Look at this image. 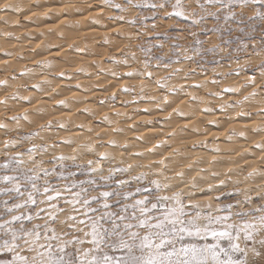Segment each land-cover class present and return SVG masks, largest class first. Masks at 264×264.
<instances>
[{"label": "snow or ice", "instance_id": "1", "mask_svg": "<svg viewBox=\"0 0 264 264\" xmlns=\"http://www.w3.org/2000/svg\"><path fill=\"white\" fill-rule=\"evenodd\" d=\"M95 8L101 13L104 9L111 10L114 14L107 19L126 22L136 29V38L142 41L136 46L137 51L122 53L123 59L110 58L115 65L129 66V61L143 64V70L133 69L125 73L110 70V75L117 79H141L140 99H144L143 94L150 84L179 97L185 93L184 87H170L167 83L183 71L172 68L174 64L182 60L198 62L196 57L203 59L211 55L215 58L225 53L229 60L237 64L234 70L236 76L249 69L254 74L240 88L224 89L225 93L233 95L240 94L247 87H251L252 91L242 100L221 105L220 110L235 108L264 94V0H100ZM141 9L152 13L154 22L151 28L145 24L149 16L139 11ZM92 10L93 3L89 0H85V7L76 8L81 16L89 13L90 25H99L101 20L91 15ZM0 11L18 13L21 9L4 3L0 4ZM131 12H136V15H126ZM157 16L161 20L173 21L169 28H179V32L175 36L167 29L157 32ZM181 20L188 23L181 26ZM257 21L261 37L258 42L251 37L256 31ZM103 27L107 28V25ZM233 32L240 34L236 37L240 43L235 48L230 38ZM148 33L163 36L164 39L155 43L145 39ZM224 33H228L229 38H225ZM242 36L250 37L252 42H244ZM213 37L220 43H213ZM131 38L128 37L129 40ZM181 39L186 43H179ZM169 41L174 42L165 53L163 49ZM103 42L108 44L109 38L106 36ZM74 50L82 51L80 48ZM137 52L142 54V60ZM189 52L192 54L189 55ZM41 67L50 68L51 64ZM155 70L164 71L166 75L157 78ZM255 73L259 74V84ZM59 75L63 77L65 74L61 72ZM6 84V80H0V85ZM33 87L40 88L39 85ZM121 91L127 94L136 90L123 86ZM116 98V93L110 97L111 100ZM11 99L30 102L29 97L17 95ZM148 99L155 100V97ZM191 99L194 101L196 97ZM7 102V99H0V104L7 105ZM164 103H169L167 95ZM157 107L160 111L164 110L159 105ZM172 111L177 116H185L179 108ZM204 111L212 112L213 109L206 108ZM171 115L169 113V117ZM237 115L253 119L264 117V107L255 113L242 111ZM10 119L18 123L21 116L14 115ZM23 119L27 120V115H23ZM103 119L110 123L107 116ZM47 127H52L51 121ZM59 127L64 128L65 125L61 123ZM79 127L83 129L84 125ZM0 129L7 132L8 125L0 123ZM252 131L255 134L264 133V126H257ZM34 136L38 137L39 132L30 133L22 139L31 140ZM235 136L248 139L244 131L237 133L232 129L227 140L231 142ZM63 143L72 146L75 141L68 139ZM108 143L125 150L128 148L127 144L118 145L114 140ZM164 143L157 142L154 148L159 149ZM207 144L206 140L196 141L191 147L206 148ZM19 145L17 140L3 141V160L0 162V264H264V167L251 168L243 179L239 178L243 168L240 173H235L231 167L225 172L199 168V173L207 175L198 173L186 181V174L195 171V161L186 166V173L170 169L168 156H161L148 164L140 163L135 158H143V152L130 153L133 157L131 163L125 165L121 160L119 165L113 166L115 157L107 152H97L91 143L82 144L80 148L98 159L81 163L77 162L79 154L48 156L50 148L58 147L55 143H32L25 151L12 152ZM254 147L264 153V142H256ZM72 150L77 152L75 147ZM212 151L219 153L220 149ZM148 152L156 154L154 149H148ZM260 160L264 163V155ZM102 161L109 165L107 174ZM210 163L224 162L214 156ZM46 164H51V167H46ZM142 168L148 171L133 174L136 169ZM165 171H174L177 185L167 182L170 179L168 176L164 177V183L150 177V173L163 175ZM209 179L214 183L208 182ZM201 181L206 182L205 187L201 186ZM242 183L249 186L242 189L239 187ZM180 185L190 190L185 192ZM197 194L204 198L203 202L197 199ZM221 197L227 199L222 200Z\"/></svg>", "mask_w": 264, "mask_h": 264}, {"label": "rangeland", "instance_id": "2", "mask_svg": "<svg viewBox=\"0 0 264 264\" xmlns=\"http://www.w3.org/2000/svg\"><path fill=\"white\" fill-rule=\"evenodd\" d=\"M7 1L8 0H0V4H4ZM17 1L19 2V4H17L16 6H18L21 9L20 12L13 14V12L11 13L10 11H9V13L3 11L2 14H7L8 19H9V17H11L9 19L10 21L4 20V18L7 17L6 15L3 16V19H2V17H0V60L2 58H8V60H10V63H11V65H8L10 67H8L7 65L6 66H0V80H6L8 82L7 84L9 85V86L7 84H6L7 86L6 85H0V99H7V101H8L7 105L0 104V123H5L7 125L9 124L7 132L4 129H0V162H2V160H3V151H4L3 141L5 139H12V140L20 141L19 147L12 149V152L25 151L28 147L31 146L32 143H37V144L47 143L49 145L55 143L58 145L57 148H62L64 150L61 151L60 153L56 152V154H55V151H54L55 148L54 149L50 148L48 156H51L53 154L58 156V155L62 154V152L66 156L79 154L80 158L77 161L78 163L86 162L88 159H94V160L98 159V157L95 156L94 154L82 152V150L80 148V145H82L84 143L85 144L91 143L89 138H92L93 136L104 141L106 143V146L109 145L108 141L114 140L117 142L118 145H125L128 143L127 145H130V146L134 145V147H137L138 145L143 146L144 145L143 143H145L146 139H147V143H148L149 138L156 139L157 135H160V134H157L158 133L157 132L156 133L157 135L155 134L156 136H153V134H152L153 138L151 136H147L149 138H146L145 140H144L143 136H138L140 139H138V137H137L136 140H134V142L136 143V146H135L133 141H128V142L125 141L126 139H128L127 136L131 135V133L139 132V131H137V129L138 130L141 129L140 131H145V130H149V129H163L164 128L166 130V128L169 126L168 127L169 129L167 128L168 129L167 132L164 131V132H166L165 136H164V134H162L163 131L160 132L164 137L162 135H161V137L160 136L157 137V140H159V141L162 140L161 142L164 143L165 141L167 142V140H169V138L172 140L171 136H173V133L176 132L178 134L180 132V129H181V128H179V125H178L180 123L174 122L178 117H180V116H177L175 113H173L172 110L174 108H179V110L183 111L185 113V116H188V117L191 116V112H192L191 110H195V109L200 110L201 109V112H200L201 117L199 116V120L201 119V121H199L198 117H196V115H195L199 112L194 113V114L192 113V117H189V119H190V122H191V119H192V121L194 120L192 123L196 122L197 120L199 121V124L197 123L198 121L196 123L199 125L200 129H202V131H201L203 134V136L201 134L202 138L199 137L200 139H195V140L192 139V137H191V135L193 133L192 130L195 132H197V131L194 129H191L192 128V126H191V127H189L190 129L189 128L187 129V130H189L190 136H186V139H184V140H187L189 142L185 143L184 140H181V142H180L181 144H179V142L177 143L178 144L177 149L180 150V152H178V153H180V154L178 155L177 153L171 152V149L167 150V151H169L168 154L171 157H173L172 160H174L173 163L175 166V169L172 167H169V168L173 169L175 171H177L178 169H179L178 171H182L183 170V169H181V168H183L182 166L185 164L188 165V160L193 156V154H196L199 152L202 153L203 151L204 152H209V151L213 152L211 150V148L214 149V148H219V147H221V148H219L220 152L229 151L232 144H229V142L227 140L228 132L231 131L232 129H235L237 131V133H239V130L236 126L237 125L236 123H239L242 119H243L242 121L248 120L251 122L253 120H255L256 125H254V127L250 128L251 132H253L252 129L256 128L257 125L263 126L260 123V121H258L256 123V121L258 120V119H256V117H255V119L248 118V117H239L237 114L242 112V111H248V112L254 113L261 106L264 107V94H261L260 96H258L256 98V100H253L251 102H244L235 108H227L226 111L220 110L221 105H228V104H232L236 100H242L244 95H246L252 91L251 87H247V88H243L241 90L240 94L233 95V94L225 93L224 89H226V88H240L241 85H244L246 83L247 78L254 74L253 71L251 69H249V70H247L246 73L242 72L241 75L236 76L234 74V70L237 69V64L234 62V60H229L226 56V53L222 54L221 56H216L215 58H213L211 55L206 56L203 59H201V57H196V60L198 62H191V61H183L182 60L181 63L174 64L172 66V68L183 69V71H181L178 74H176L175 76H173L171 79H169L167 81V83L170 87H172V86L179 87L181 85L184 87L185 93H181L179 95V97L172 95V94H169L166 91L159 90L154 84H150L149 87L146 89L145 93L143 94L144 99H140V85L142 83L141 79H130L127 77L117 79V78H114L110 75V70H115V71L120 72V73L132 71L133 69L143 70V64L129 61V66H124L123 64L115 65V64H113V62L110 58L115 57L117 59H123L122 53L130 52V51H137L136 46L138 44L142 43V41L136 38V35H135L136 29L130 27L126 22H123V21L117 22L114 20L107 19V17L109 15L114 14L111 10L104 9L103 13H101V11H99L100 9L95 8L96 3L97 4L100 3V0H89V2H91V3L95 2L93 4V10L91 11V15L96 16V17L100 18V20H101V23L99 25H96V27H99V30L101 29L99 31L101 33L98 32L95 34L92 32H90V33L88 32V30L91 29L88 27L95 26V25H90V20L88 19V16H89L88 12H85L83 14V16H79V20H78L79 23H77V21H75V22L71 21L70 22V20H65V18H67V16H69V14L71 16L72 11L74 12L72 14H75V13L79 14L76 12V8L77 7H85V0H48L47 2L45 1L46 3H44V2L40 3L41 5L43 4L42 5L43 7L38 3H33L32 1H34V0H17ZM50 1H52V2H50ZM31 2L33 3V5H31L32 4ZM38 5H40V6H38ZM56 5H58V6H56ZM48 8H49V10H47L48 11V13H47L46 9H48ZM39 9H41V10H39ZM42 9H44L47 14L43 13L44 11H42ZM51 9H52V11H51ZM73 9H75V10H73ZM34 10L38 12V13L36 12L37 16L40 17L41 19H39L37 16H35V17L33 16V15H35ZM95 10L99 11L98 13H96L97 15L95 14ZM49 11H51V12H49ZM139 11H141L144 15L149 16V19L145 21V24L147 25V28H151V25L154 22V20L152 18V13L147 9H141ZM40 12L43 15H47V17L45 16V18H44V16L41 15ZM0 13H1V11H0ZM23 13H25V15ZM32 13H33V15H32ZM93 13H94V15H93ZM10 14H12V15H10ZM126 15L134 16V15H136V12H131V13H128ZM24 18H25V20H24ZM63 18H64V21L60 20ZM62 21L65 23H61ZM155 22L158 24V27L156 29L157 32H161V31H164L165 29H167L169 31V33L172 34L173 36H175L179 32V28H169V25L172 24L173 21H170L168 19L161 20L157 16L155 18ZM185 23H188V22L183 21V20L180 21L181 26ZM103 25H107V28L103 27ZM233 27H235V25H233ZM29 28H30V30H29ZM259 28H260V24L257 21L256 22V31L251 34V37L254 38V40L256 42H258L261 39V37L259 35ZM32 29H34L33 31H35V32H33ZM48 29H50V32H48L49 31ZM67 31H70V33H68V35L65 34V32H67ZM144 31L147 32V29H145ZM102 32L104 35L102 34ZM105 33H107V34H105ZM115 33H120V35H116ZM8 34H11V35H8ZM108 34H110V35H108ZM180 34L183 35V33H180ZM62 35H64V36L61 39ZM239 35L240 34L236 33V32H233L231 34L230 38L233 41V43H232L233 48H235L236 45L238 43H240V41L236 39V37ZM106 36L109 38V41H110L108 44H105L103 42L104 38ZM129 36L132 37L131 40L128 39ZM224 36H225V38H229L228 33H224ZM145 39H151V40H153V42L159 43L164 39V37L163 36L156 37L152 33H148L147 36L145 37ZM241 39L244 42H248V43L252 42V39H250V37H248V36H242ZM212 40H213V43H220V41L216 37H213ZM26 42H28V46L26 48H23V45L26 44ZM29 42H31V43H29ZM173 42L174 41H169V42L165 43V48L163 49V51L165 53H167L169 51L170 44ZM178 42L181 44L186 43V41L183 39L179 40ZM129 45H130V47H129ZM51 47H52V49H51ZM224 47L227 48V45H225ZM75 48H80V49H82V51H79V52L75 51L74 50ZM58 51H60V52H58ZM51 53H54L53 56L54 55L57 56V57H55L56 59L54 57H51V55H50ZM188 54L191 55L192 53L189 52ZM48 55H50V56H48ZM22 56L26 61L25 63H24V59L21 60ZM137 56L140 60L143 59L142 54H140L139 52H137ZM19 60L22 62H20ZM13 61L17 62L16 65H18V66H15V64H14L15 62L12 63ZM19 62H20V64H19ZM23 63L25 65H22ZM240 63L243 64L244 60L241 59ZM43 64H51V67L50 68L41 67V65H43ZM20 66H22V67H20ZM84 66H86V67H84ZM23 70H25L26 72ZM35 71H37V72H35ZM168 71H171V69H169ZM32 72H35V73H32ZM61 72H63L65 74L63 77L59 75ZM98 74H99V76H103V78L105 77L104 79H109V80L111 79L112 81L111 80L110 81L112 82V84H110L109 87H106L103 89L104 84L95 83L94 79L97 78ZM255 74L258 77L257 82L259 84V82H260L259 81V74L258 73H255ZM35 75H36V77H34ZM154 75L158 78L160 76L166 75V73L164 71H161V70H155ZM186 76H187V78H185ZM42 77H44V78H42ZM79 77L82 79L79 80L80 79ZM44 79H45V81L46 80L48 81V82H45V81L44 82L46 84H49L50 86L48 85V86H46V88L44 87L45 86V84H43ZM40 80H42V82ZM213 81H215V82H213ZM81 83H83V84H81ZM13 84H14V86H13ZM33 85H39L40 86L39 90L40 89H41V91L45 90V91H47V93L48 92L49 93L57 92L59 94V92H60L59 96L57 94H52V96H50L51 98L49 97L50 99L43 101L44 104H47L45 102H48L49 106L41 104V101H39V103L41 104V109L43 111L47 109V110H50L51 112L50 111H48V112L47 111H44V112L40 111L41 109H38L40 106H38L36 108V106H37L36 103L38 104V102H36L35 98H34L35 99L34 100L33 98L30 97L32 100H34V101H32L30 99L31 108L28 106L29 100H26L27 102L25 100H20V99H16V100L12 99L11 100V97L13 95H17L19 97H27V96H25L26 95L25 92H27L28 89L29 90H35ZM77 85H79V87H77ZM196 85H201V87H196ZM123 86L134 87L136 91L133 93L125 94L121 91V88ZM96 87H99L102 89H100V91L95 90ZM92 88H94V89H92ZM54 89L57 91H55ZM257 91L259 92L260 89L257 88ZM92 93H93V96H90V95H92ZM113 93H116V95H117V98L115 100L110 99V97ZM216 93H219V95H215ZM64 95L66 96L67 99L65 98ZM77 95H79V96H77ZM165 95H167L169 97V103L170 104L169 103L168 104L170 105V107L168 105H165V103H164ZM192 96H195L196 100L193 101L191 99ZM230 96L233 98H230ZM54 97L55 98L57 97V100L53 102L52 98H54ZM148 97H155L156 99L151 100V99H148ZM231 99H233V101H231ZM50 100H51L52 105L49 102ZM59 101H63L65 104L64 103L60 104V103H58ZM101 101H104V103L101 104ZM259 101H260L261 105H259ZM125 102H128V103H125ZM12 103L13 104L15 103V104L13 105ZM26 103H28V104L26 105ZM53 103H56V105L57 104H60V105L55 106V105H53ZM80 103H82V105L84 104V107L86 109L83 108V106L81 109V106H79ZM181 103H183L184 105L189 104V106L191 105V107L195 108V109H191V107L183 108L182 107L183 104H181ZM256 103H258V105ZM21 105H22V107H21ZM23 105H25L27 109L25 108V106H24V108H25L24 109ZM43 105L45 107L42 108ZM157 105H159L161 108H163L164 112H162V111L160 112ZM64 106H66V107H64ZM88 106H91L90 108H88L89 110L87 109ZM165 106H167V107H165ZM180 106H181V108H180ZM256 106H258V107H256ZM113 107L120 108L121 112H119V113H121V115L117 116L116 111H115L116 113L109 111V108L113 109ZM63 108H65V110L67 112L69 111L70 115L68 118L63 119L62 117H60V115H62V113H63L62 112ZM67 108L69 110H67ZM91 108H92V110L93 109H95V110L92 111ZM206 108L213 109L212 112L215 113L216 115H221L220 118H216V119L213 118L211 120L210 114L205 116V114L208 113V112L204 111V109H206ZM256 108H258V109H256ZM53 109H55L57 114L55 113V111H52ZM58 109H61V110H58ZM144 109H149L150 111L145 112V111H143ZM186 109L189 110L190 112L188 111L189 112L188 113ZM78 110H80V111H78ZM77 111L80 113H78ZM52 112H54V113H52ZM76 112L78 114H76ZM108 112L113 113L108 118L109 121H111L110 123L107 121H104V119H103L108 114ZM155 112H159L162 114L164 113L163 117L167 118L168 121L158 120L155 118L153 119L152 118L153 115L151 116V114H153ZM88 113H90V114H88ZM169 113L172 114L171 117H169V115H168ZM165 114H167V115H165ZM186 114H188V115H186ZM14 115H20L21 116V119L19 120L18 123L15 121H12L10 119V117H12ZM23 115H27L28 119L27 120L23 119ZM74 115H77V116H74ZM30 116H31V118H30ZM79 116L82 119H79L80 118ZM110 117L111 118L114 117V118H112L110 120ZM130 117H132V118H130ZM202 117H204V118H202ZM221 118H224V119H221ZM72 119H74V120H72ZM120 120H122V121H120ZM29 121H31V123H29ZM49 121L52 122L51 128L47 127ZM127 121L129 123H127ZM148 121H151V123H148ZM210 121H214L215 123H209ZM125 122L127 125L122 124ZM162 122H163V124L164 123L165 124L161 125ZM167 122H170L171 124L169 123L170 125L169 124L167 125ZM61 123H63L65 125L64 128L59 127V125ZM111 123H112V126H111ZM176 123H178V124H176ZM116 124L118 126L119 125L120 126L118 127ZM159 124L161 126H159ZM175 124L178 125V127ZM215 124H216V127H215ZM217 124L219 125V127H217ZM233 124H235V125H233ZM42 125L44 126L43 128H41ZM79 125H84V128L81 129L79 127ZM105 125H108V127L111 128L112 131H114V130L116 131L117 129L124 130V127L126 125L125 130L127 129L126 130L127 132L124 130V131H116L117 133H115V131H114V132H111L110 134L108 133L105 135L101 134V133L99 134V128L98 127L99 126L103 127ZM122 125H124V126H122ZM162 126H163V128H160ZM164 126H167V127H164ZM193 127H195V125ZM196 127H197V125H196ZM88 128H91L92 131L87 132ZM128 128L131 130H129ZM133 128L136 129V131ZM61 129H63V130H61ZM70 129L71 130L72 129H78V130H82V132L84 131V133H86L88 135V137H87L88 140L85 139L84 140L85 142H83V140H78V138H76V136L72 137V138L70 135H69L70 137L67 136L66 132L69 131ZM132 129L134 130V132ZM216 129H218V130H216ZM33 132H39V136L38 137L34 136L31 140H23L22 139L23 137L28 136L30 133H33ZM129 132H131V133L129 134ZM215 132H216V134H215ZM63 133H65V134H63ZM187 133H188V131H187ZM167 134H171V136H166ZM100 135L101 136L104 135V136L101 137ZM117 135L119 137H117ZM208 135L211 137H209ZM90 136H92V137H90ZM41 137H43V140H41ZM214 137H217L218 139L214 140L213 139ZM236 137L237 136L233 137L231 141L234 142L236 140ZM73 138H76L77 140L73 139ZM187 138L188 139L191 138V139L188 140ZM68 139L75 141V144H73L72 146H68L66 144H63V141L68 140ZM205 140L208 141L206 148L197 147L196 149H193L191 147L192 144L194 143V141L196 142V141H205ZM131 142H133V143L131 144ZM175 142H177V141H175ZM91 144H94V143H91ZM165 144H167V143H165ZM169 145L171 146V143L170 144L168 143V146ZM218 145H220V146H218ZM227 146H228V148H227ZM74 147L77 149L76 153H74L72 150ZM112 147L113 146L109 145L110 149ZM132 147L128 146V148H127L128 150H125L123 147H115L116 150L114 149V147L112 148L113 150L109 149L107 152L109 154H111L113 152V154H111L112 157L117 156V157H115V162H114L113 166L119 165L121 160H123L125 162V165L127 163L133 162V160H131L133 157L130 155V153H135L136 148H132ZM95 148H96L97 152H102V150L100 151L97 147H95ZM231 148H233V147H231ZM244 148H246V150L248 151V153L247 152H245L246 154L244 153L245 154L244 158L250 157L248 154H250V155L252 154L253 148H247V146H245ZM121 150H122L123 154L122 153L119 154V152ZM143 150H144V148H143ZM115 151H116V153H115ZM230 151H232V153H235L232 156H238L241 154V152L239 153V151H237L235 149L230 150ZM142 152H146V151L144 150ZM253 153H256V152L253 151ZM201 155L202 154H200L199 156L202 159V163H204V162H205V164L208 163L206 166L210 167L209 159L202 158ZM247 155H248V157H246ZM184 156H186L187 158ZM251 156H253L254 159L256 157H258L257 155L255 156L253 154ZM178 157H179V159L177 160ZM24 158H25V160H27L26 155ZM47 158L48 157L46 156L45 159H47ZM253 158L250 157L249 159L251 160ZM203 160H204V162H203ZM139 162L143 163L140 160H139ZM182 162L184 164H182ZM101 163H102L103 167L105 168V174H107V168L109 167V165L107 164V162L102 161ZM224 163H225V165L227 164L225 171L229 167L232 166L233 168L232 167L231 168L234 169V171L236 173H240V169L243 168L244 171H243V173L240 174V177H239L240 179H243V175H246L247 172L251 170V168L249 169V167H247L246 165H244L246 167H238L239 166L238 164H241L240 162L231 164V163H233L232 161L231 162L225 161ZM253 163H255V162H253ZM143 164H147V163H143ZM187 165H185L184 167H186ZM45 166L51 167V164H46ZM206 166H204V167L206 168ZM198 167L202 168L201 166H194V169H196V168L199 169ZM210 168H208V169L210 170ZM211 170H214V168ZM215 170L224 172V170H221L220 168H217ZM140 171H148V169L147 168L136 169V173H133V174H137ZM202 174H204V173H202ZM204 175H207V174H204ZM78 176H79V173H78ZM165 176H168L170 178L169 181H167V182H169L173 185L178 184V181H176L177 179L173 180L175 178L174 171H165L163 175H158V176L150 173L151 178L159 179V180H161L162 183L165 182V180H164ZM188 177H190V176L186 175L185 180H188L189 179ZM209 180H208V182H209ZM200 183H201L202 187L206 186V182L201 181ZM204 183H205V185H204ZM244 184L245 183H242L241 185H239V187L243 189V188H246L249 186L247 184V186L243 187ZM231 187H232V185L229 184V188H231ZM188 190H190V189L188 188L187 191ZM187 191H185V192H187ZM93 194H95V193H93ZM166 194H170V193H166ZM213 195H215V193H213ZM197 199L201 200V202H203V200H204V198L199 196V194H197ZM221 199L226 200L227 197H221Z\"/></svg>", "mask_w": 264, "mask_h": 264}, {"label": "bare ground", "instance_id": "3", "mask_svg": "<svg viewBox=\"0 0 264 264\" xmlns=\"http://www.w3.org/2000/svg\"><path fill=\"white\" fill-rule=\"evenodd\" d=\"M36 1V2H35ZM48 1V0H34V1H32L33 3H38V4H40V3H46V2ZM31 2V3H32ZM50 2H52V1H50ZM54 2V1H53ZM73 2V1H72ZM75 2V1H74ZM6 3H10V4H12V5H17V4H19V2L17 1V0H8ZM33 3L31 4V5H33ZM49 3V2H48ZM95 3V2H94ZM93 3V4H94ZM97 4V3H96ZM41 5V4H40ZM40 5H38V6H40ZM43 5V4H42ZM41 5V6H42ZM37 6V7H38ZM56 6H58V5H56ZM43 7V6H42ZM46 7V6H45ZM63 7V6H62ZM22 8V7H21ZM64 8V7H63ZM58 9V8H57ZM56 9V10H57ZM39 10H41V9H39ZM47 10H49V8L48 9H46V11ZM55 10V11H56ZM66 10V9H65ZM70 10V9H69ZM68 10V11H69ZM73 10H75V9H73ZM33 11V10H32ZM42 11H44L43 13H45V14H47L48 13V11H47V13H46V11L44 10V9H42ZM51 11H52V9H51ZM51 11H49V12H51ZM100 11V10H99ZM99 11H96L95 10V14L96 13H98ZM8 13H9V11H7ZM34 14L35 15H33V13H32V15L35 17V16H37V11H35L34 10ZM37 12V13H36ZM70 12V11H69ZM68 12V13H69ZM3 13V11H1V13H0V17H2V19H3V16H7V14H2ZM12 13V12H11ZM72 13H74L73 11H72ZM71 13V16H70V14H69V16H67V18H65V20H70V22L71 21H73V22H75V21H78L79 20V16H81L80 14H72ZM13 14H15L14 12H13ZM24 15H25V13H23ZM31 14V13H30ZM40 14H41V12H40ZM64 14V13H63ZM10 15H12V14H10ZM39 15V14H38ZM41 15H43V14H41ZM67 15V14H66ZM93 15H94V13H93ZM97 15V14H96ZM15 16V15H14ZM31 16V15H30ZM32 16V17H33ZM44 16V18H45V16L47 17V15H43ZM42 16V17H43ZM13 17V16H12ZM38 17V16H37ZM11 17H9V19H10ZM39 19H41L40 17H38ZM81 18V17H80ZM8 19V16L6 17V18H4V20H8V21H10ZM38 19V20H39ZM43 19V18H42ZM82 19V18H81ZM24 20H25V18H24ZM60 20H63L64 21V18L63 19H60ZM36 21V20H35ZM61 22V23H65V22ZM39 22V21H38ZM44 22V21H43ZM60 22V21H59ZM58 22V23H59ZM67 22V21H66ZM81 22V21H80ZM36 23V22H35ZM34 23V24H35ZM10 24V23H9ZM13 24V23H12ZM61 25V24H60ZM47 26V25H46ZM49 26V25H48ZM59 27V26H58ZM37 28V27H36ZM53 28V27H52ZM87 28V27H86ZM88 28H91V29H89L88 30V32L90 33V32H92V33H98L100 30H99V27H96V25L95 26H90V27H88ZM29 30H30V28H29ZM34 29H32V31H33ZM49 31L48 32H50V29H48ZM81 30V29H80ZM38 31V30H37ZM46 31V30H45ZM103 31V30H102ZM33 32H35V31H33ZM82 32V31H81ZM104 32V31H103ZM103 32H102V34H103ZM106 32V31H105ZM68 33H70V31H67V32H65V34H67L68 35ZM99 33H101V32H99ZM49 34V33H48ZM58 34V33H57ZM56 34V35H57ZM64 34V35H65ZM105 34H107V33H105ZM64 35H62L61 36V39H62V37L64 36ZM104 35V34H103ZM108 35H110V34H108ZM58 36V35H57ZM43 37V36H42ZM67 37V36H66ZM56 38V37H55ZM18 41V40H17ZM46 42V41H45ZM49 42V41H48ZM47 42V43H48ZM61 42V41H60ZM29 43H31V42H29ZM2 44V43H1ZM38 45V44H37ZM63 45V44H62ZM8 46V45H7ZM28 46V42H26V44H24L23 45V48H26ZM57 48V47H56ZM51 49H52V47H51ZM8 50V49H7ZM26 50V49H25ZM66 51V50H65ZM24 52V51H23ZM58 52H60V51H58ZM22 53V52H21ZM53 54L54 53H51L50 55H51V57H57V56H53ZM56 54V53H55ZM61 54V53H60ZM47 55V54H46ZM50 55H48V56H50ZM62 55V54H61ZM67 55V54H66ZM6 56V55H5ZM4 56V57H5ZM68 56V55H67ZM7 57V56H6ZM2 58V57H1ZM20 58V57H19ZM22 59L21 60H23L24 58H23V56L21 57ZM88 58V57H87ZM56 59V58H55ZM89 59V58H88ZM76 60V59H75ZM82 60V59H81ZM16 61V60H15ZM15 61H13L12 63H14ZM20 61V60H19ZM20 62H22V61H20ZM20 62H19V64H20ZM26 61H25V59H24V63H25ZM22 64V65H25V64ZM55 63V62H54ZM65 63V62H64ZM89 63V62H88ZM15 64V66H18V65H16L17 64V62H15L14 63ZM27 64V63H26ZM8 66V65H11V63H10V60H8V58H2L1 60H0V66ZM53 65V64H52ZM8 67H10V66H8ZM20 67H22V66H20ZM56 67V66H55ZM84 67H86V66H84ZM107 68V67H106ZM24 69V68H23ZM27 69V68H26ZM25 69V70H26ZM9 70V69H8ZM25 70H23V71H25ZM31 70V69H30ZM12 71V70H11ZM38 71V70H37ZM37 71H35V72H37ZM26 72V71H25ZM30 72V71H29ZM35 72H32V73H35ZM24 73V72H23ZM38 74V73H37ZM31 76V75H30ZM34 77H36V75L34 76ZM67 77V76H66ZM83 77V76H82ZM42 78H44V77H42ZM80 78V77H79ZM105 78V77H104ZM103 78V76H99V74L97 75V78L96 79H94L95 80V83H102V84H104V87H103V89L104 88H106V87H109L110 86V84H112V80L110 81L109 79H104ZM24 79V78H23ZM76 79V78H75ZM78 79V78H77ZM82 78H80L79 80H81ZM36 80V79H35ZM84 80V79H83ZM87 80V79H86ZM92 80V79H91ZM93 80V81H94ZM242 80V79H241ZM41 82H42V80H40ZM45 81V79L43 80V82ZM45 82H48L47 80L45 81ZM43 83V84H45V88H46V86H48L49 84H46V83ZM50 82V81H49ZM81 82V81H80ZM140 82V81H139ZM142 82V81H141ZM8 83V82H7ZM14 83V82H13ZM16 83V82H15ZM66 83V82H65ZM84 83V82H83ZM83 83H81V84H83ZM86 83V82H85ZM53 84V83H52ZM63 84V83H62ZM61 84V85H62ZM80 84V85H81ZM115 84V83H114ZM178 84V83H177ZM8 85V84H7ZM6 85V86H7ZM11 85V84H10ZM60 85V84H59ZM139 85V84H138ZM9 86V85H8ZM13 86H14V84H13ZM50 86V85H49ZM95 86V85H94ZM11 87V86H10ZM210 87V86H209ZM16 88V87H15ZM14 88V89H15ZM35 90L37 89V88H34ZM44 89V88H43ZM92 89H94V88H92ZM100 89H102V88H99V87H96L95 88V90H99L100 91ZM35 90H29L28 89V91L27 92H25L26 93V95L25 96H27V97H31V98H35L36 99V102H38V104L36 103V108L38 107V106H40L38 109H41V104H44V102L43 101H45V100H47V99H50L51 97L50 96H52V94H57L58 96H59V94H60V90L58 91L59 92V94L57 93V92H55V93H47V91H41V89L39 90V89H37L36 91ZM53 90V89H52ZM55 90V89H54ZM94 90V91H95ZM41 91V92H40ZM55 91H57V90H55ZM83 91V90H82ZM40 92V93H39ZM18 93V92H17ZM191 93V92H190ZM11 94V93H10ZM9 94V95H10ZM62 94V93H61ZM81 94V93H80ZM99 94V93H98ZM63 95V94H62ZM75 95V94H74ZM73 95V96H74ZM61 96V95H60ZM65 96V95H64ZM63 96V97H64ZM72 96V97H73ZM77 96H79V95H77ZM89 96V95H88ZM90 96H93V93H92V95H90ZM221 96V95H220ZM50 97V98H49ZM62 97V96H61ZM75 97V96H74ZM81 97V96H80ZM30 98V99H31ZM65 98H66V96H65ZM64 98V99H65ZM89 98V97H88ZM87 98V99H88ZM163 98V97H162ZM230 98H233V97H231L230 96ZM229 98V99H230ZM34 99V100H35ZM53 99V102L54 101H56L57 100V97L55 98H52ZM67 99V98H66ZM72 99V98H71ZM78 99V98H77ZM84 99V98H83ZM86 99V98H85ZM90 99V98H89ZM88 99V100H89ZM156 99V98H155ZM259 99V98H258ZM12 100V99H11ZM10 100V101H11ZM32 100V99H31ZM34 100H32V101H34ZM59 100V99H58ZM168 100H169V97H168ZM256 100V99H255ZM260 100V99H259ZM26 101V100H25ZM39 101H41V104L39 103ZM172 101V100H171ZM231 101H233V99H231ZM261 101V100H260ZM260 101H259V105H261L260 104ZM24 102V101H23ZM27 102V101H26ZM43 102V103H42ZM50 103H51V100L49 101ZM183 102V101H182ZM262 102V101H261ZM29 103V107L31 108V106H30V103L31 102H28ZM28 103H26V105L28 104ZM45 103H47V104H44V105H48L49 103L48 102H45ZM72 103V102H71ZM77 103V102H76ZM13 104V103H12ZM15 104V103H14ZM13 104V105H14ZM65 104V103H64ZM81 104V105H80ZM79 104V106H81V109H82V106H83V108H85L84 107V104L82 105V103H80ZM170 104V103H169ZM169 104H167L169 107H170V105ZM172 104V103H171ZM181 104H183V103H181ZM180 104V105H181ZM257 105H258V103H256ZM263 104V103H262ZM10 105V104H9ZM42 106V108L43 107H45V106ZM51 105H52V103H51ZM53 105H55V106H58V105H60V104H57L56 105V103H53ZM76 105V104H75ZM193 105V104H192ZM255 105V104H254ZM19 106V105H18ZM24 106L25 105H23V108H24ZM27 106V107H28ZM49 106V105H48ZM74 106V105H73ZM21 107H22V105H21ZM33 107V106H32ZM61 107V106H60ZM64 107H66V106H64ZM78 107V106H77ZM91 106H88L87 107V109L88 108H90ZM165 107H167V106H165ZM182 107L183 108H189V107H191V105L189 106V104L187 105V104H183L182 105ZM256 107H258V106H256ZM261 107H263V106H261ZM260 107V108H261ZM25 108H26V106H25ZM24 108V109H25ZM112 108V107H111ZM111 108H109V111H112V112H121V109L120 108H117V107H113V109H111ZM180 108H181V106H180ZM198 108V107H197ZM259 108V109H260ZM27 109V108H26ZM51 109V108H50ZM56 109V108H55ZM55 109H53L52 111H55ZM86 109V108H85ZM128 109V108H127ZM131 109V108H130ZM191 109H195V108H192L191 107ZM256 109H258V108H256ZM58 110H61V109H58ZM63 111V113H62V115H60V117H62L63 119L64 118H68L69 117V111L67 112L66 110H65V108H63L62 109ZM67 110H69L68 108H67ZM76 110V109H75ZM89 110V109H88ZM91 110H92V108H91ZM93 110H95V109H93ZM92 110V111H93ZM119 110V111H118ZM152 110V109H151ZM158 110V109H157ZM187 110V109H186ZM8 111V110H7ZM32 111V110H31ZM40 111H43L42 109L40 110ZM44 111H50V110H44ZM43 111V112H44ZM78 111H80V110H78ZM77 111V112H78ZM84 111V110H83ZM144 111V110H143ZM160 111V110H159ZM185 111V110H184ZM189 110H187V112H188ZM192 112H191V116H189V117H192V113L194 114V113H197V112H199V113H197V114H195L196 115V117H198V120H199V116L201 117V114H200V112H201V109L199 110V109H195V110H191ZM257 111V110H256ZM255 111V112H256ZM51 112V111H50ZM76 112V114H78V113H80V112H78L77 113ZM87 112V111H86ZM90 112V111H89ZM115 112V113H116ZM152 112V111H151ZM161 112V111H160ZM162 112H164V111H162ZM186 112V113H187ZM190 112V111H189ZM188 112V113H189ZM254 112V113H255ZM52 113H54V112H52ZM55 113L57 114V112L55 111ZM61 113V112H60ZM83 113V112H82ZM95 113V112H94ZM123 113V112H122ZM204 113V112H203ZM202 113V114H203ZM41 114V113H40ZM47 114V113H46ZM59 114V113H58ZM88 114H90V113H88ZM111 114H113V113H111V112H108V118H109V116H111ZM151 114V113H150ZM149 114V115H150ZM208 114H210L211 115V120L214 118V119H216V118H220V116L221 115H216L215 113H213V112H208V113H206L205 114V116L206 115H208ZM53 115V114H52ZM82 115V114H81ZM148 115V116H149ZM153 115V119L155 118V119H158V120H166V121H168V119L167 118H165V117H163L164 116V113L162 114V113H159V112H155V113H153V114H151V116ZM165 115H167V114H165ZM169 115V114H168ZM175 115V114H174ZM186 115H188V114H186ZM198 115V116H197ZM38 116V115H37ZM51 116V115H50ZM74 116H77V115H74ZM150 116V117H151ZM203 116V115H202ZM28 117V116H27ZM80 117V116H79ZM117 117V116H116ZM189 117L188 116H184V117H176L177 119L174 121V122H179L180 124H178V123H176V124H178L179 125V128H181L180 129V132L177 134L176 132V134L175 133H173V136H171V134H167L166 136H171L172 137V140L169 138V140H167V144H165L164 143V146L163 147H161V148H159V149H155L154 148V146L157 144V142H161V141H159V140H157V137H161V135L162 134H164V136H165V133L167 132V130L169 129L167 126H164V127H167L166 128V130L163 128V126L162 127H160V128H163V129H149V130H145V131H140L141 129H137V131H139V132H137V133H131V132H129V134L131 133V135H129V136H127V138L128 139H126L125 141H133L134 142V140H136V138L138 137V136H143V138H144V140L146 139V138H149V137H147V136H151L152 138H153V136H156L157 134H160V135H157V137H156V139H151V138H149V141H148V143H147V139L145 140V143H143L144 145L142 146H139L138 144V146L137 147H134V145H132V146H130V145H128L129 147H132V148H136V152H142V151H146V152H143L144 153V157L143 158H135V159H137L138 161L140 160L141 162H143V163H150V161H152V160H156V159H159L161 156H168V157H170V159H169V167H172V168H174L175 169V166H174V163H173V161L174 160H172V158L173 157H171L168 153H169V151H167V150H170L171 149V152H173V153H177L178 155L180 154V153H178V152H180V150H178L177 149V143L179 142V144H181L180 142H181V140H184V139H186V136H190L189 135V130H187L189 127H191L192 126V128L191 129H194V130H196L197 132H195V131H193L192 130V135H191V137H192V139L193 140H195V139H200V138H202V136H203V134H202V129H200V127H199V121H201V119L196 123V122H194V123H192L193 121H192V119H191V122H190V119H189ZM223 117V116H222ZM30 118H31V116H30ZM74 118V117H73ZM77 118V117H76ZM75 118V119H76ZM112 118H114V117H112ZM111 117H110V120L112 119ZM129 118V117H128ZM130 118H132V117H130ZM194 118V117H193ZM202 118H204V117H202ZM209 118V117H208ZM225 118V117H224ZM224 118H221V119H224ZM37 119V118H36ZM70 119V118H69ZM78 119V118H77ZM79 119H82L81 117L79 118ZM255 119V118H254ZM256 119H258L257 121H256V123L258 122V121H260V123L264 126V117H259V116H256ZM72 120H74V119H72ZM109 120V119H108ZM196 120V119H195ZM241 120V119H240ZM243 120V119H242ZM241 120V121H242ZM253 120V119H252ZM58 121V120H57ZM120 121H122V120H120ZM147 121V120H146ZM215 121V120H214ZM217 121V120H216ZM239 122V123H236L237 125V128H238V130H239V132H241V131H244L245 133H246V135H247V137H248V139L247 140H245V139H243V138H240L239 136H237L236 137V140L234 141V142H229V144H232L231 145V147H233L235 150H237V151H239V153L241 152V154L240 155H238V156H232V155H234L235 153H232V151H230V150H234L233 148H231L230 147V150L229 151H223V152H219V153H216V152H211V151H209V152H202V153H196V154H193V156L188 160V164L189 163H193L194 161L196 162L195 164H194V166H201L202 168H205L204 166H206L207 164H205V162H204V160H203V162L204 163H202V159H201V157L199 156L200 154H202L201 156H202V158H205V159H209V161H211L212 160V158L215 156L218 160H222L223 162H225V161H232L233 163H231V164H234V163H241V164H238L239 166L238 167H249V169L250 168H253V167H256V168H260V167H264V163H262V161L260 160V157L262 156V155H264V153H260L259 152V150H257V149H255V147H254V144L256 143V142H264V133H260V134H255V133H253V132H251L250 130V128H252V127H254V125H256L255 124V120H253L252 122L251 121H242V122ZM262 121V122H261ZM81 122V121H80ZM111 122V121H110ZM118 122V121H117ZM172 122V121H171ZM218 122V121H217ZM237 122V121H236ZM127 123H129L128 121H127ZM170 122H167V125L169 124ZM173 123V122H172ZM259 123V124H260ZM103 124V123H102ZM122 124H126V122L125 123H122ZM158 124V123H157ZM165 124V123H164ZM163 124V122H162V124L161 125H164ZM171 124V123H170ZM169 124V125H170ZM174 124V123H173ZM175 124V125H176ZM230 124V123H229ZM9 125V124H8ZM68 125V124H67ZM109 125V124H108ZM108 125H105V126H103V127H101V126H99L98 128H99V134L101 133V134H110L111 132H114V131H112L111 130V128H109L108 127ZM115 125V124H114ZM117 125V124H116ZM127 125V124H126ZM126 125H125V127H126ZM160 124H159V126H161ZM178 125H176L177 127H178ZM195 125V127H193ZM196 125H197V127H196ZM218 125V124H217ZM233 125H235V124H233ZM70 126V125H69ZM111 126H112V123H111ZM110 126V127H111ZM118 126V125H117ZM120 126V125H119ZM118 126V127H119ZM122 126H124V125H122ZM121 126V127H122ZM235 126V127H236ZM258 126V125H257ZM120 127V128H121ZM125 127H124V130H125ZM175 127V126H174ZM215 127H216V124H215ZM74 128V127H73ZM79 128V127H78ZM131 128V127H130ZM113 129V128H112ZM129 129V128H128ZM134 129V128H133ZM132 129V130H133ZM190 129V128H189ZM61 130H63V129H61ZM123 130V131H124ZM127 130V129H126ZM125 130V131H126ZM129 130H131V129H129ZM135 131H136V129H134ZM134 130H133V132H134ZM161 130V131H160ZM205 130V129H204ZM208 130V129H207ZM216 130H218V129H216ZM163 131V133L161 134L160 132H162ZM164 131H166V132H164ZM187 131H188V133H187ZM69 132V133H68ZM88 132V131H87ZM127 132V131H126ZM141 132V133H140ZM158 132V133H157ZM170 132V131H169ZM205 132V131H204ZM203 132V133H204ZM237 132V131H236ZM68 133V134H67ZM115 133H117L116 131H115ZM122 133V132H121ZM157 133V134H156ZM209 133V132H208ZM63 134H65V133H63ZM98 134V133H97ZM123 134V133H122ZM125 134V133H124ZM152 134H153V136H152ZM156 134V135H155ZM201 134H202V136H201ZM211 134V133H210ZM215 134H216V132H215ZM66 135L67 136H71V138L72 137H75L76 136V138H78V140H83V142H85L84 140L85 139H87L88 140V135L86 134V133H84V131L82 132V130H78V129H70L69 131H67L66 132ZM104 135H100L101 137H103ZM218 135V134H217ZM65 136V135H64ZM66 136V137H67ZM69 136V137H70ZM121 136V135H120ZM124 136V135H123ZM163 136V135H162ZM163 136V137H164ZM209 136V135H208ZM213 136V135H212ZM44 137V136H43ZM90 137H92V136H90ZM117 137H119L118 135H117ZM200 137V138H199ZM209 137H211V136H209ZM76 138H73V139H76ZM176 138V139H175ZM207 138V137H206ZM90 139V141H91V143H94L93 145H95V147H97L100 151L102 150V152H107L110 148H109V145L108 146H106V143L104 142V141H102V140H100V139H98V138H96L95 136H93L92 138H89ZM151 139V140H150ZM161 139V138H160ZM188 139V138H187ZM189 139H191V138H189ZM188 139V140H189ZM205 139V138H204ZM77 140V139H76ZM175 141H177V142H175ZM185 141V143L186 142H189V141H187V140H184ZM61 142V141H60ZM87 142V141H86ZM89 142V141H88ZM133 142H131V144L133 143ZM144 142V141H143ZM183 142V141H182ZM195 142V141H194ZM139 143V142H138ZM142 143V142H141ZM140 143V144H141ZM162 143V142H161ZM168 143L170 144L171 143V146L169 147L168 146ZM174 143V144H173ZM184 143V142H183ZM64 144V143H63ZM82 144V143H81ZM85 144V143H84ZM108 144V143H107ZM123 144V143H122ZM128 144V143H127ZM134 144H135V146H136V143L134 142ZM228 144V145H229ZM102 145V146H101ZM224 145V144H223ZM63 146V145H62ZM168 146V147H167ZM217 146V145H216ZM218 146H220V145H218ZM245 146H247V148H253L252 149V154H253V151L254 152H256L255 153V156L257 155L258 157H256L255 159L253 158V156H251L250 154H248L250 157H252L253 159H249L250 157H248V155L246 156V157H248V158H244V155L246 154L245 152H247L248 153V151H245L246 150V148H244ZM65 148V147H64ZM113 148V147H112ZM110 149V150H113V149ZM143 148H144V150H143ZM169 148V149H168ZM214 148V147H213ZM219 148H221V147H219ZM227 148H228V146H227ZM114 149H115V147H114ZM148 149H154V151H155V155H153V154H150L149 152H148ZM64 149H62V148H55L54 149V151H55V154H56V152L57 153H60L61 151H63ZM116 150V149H115ZM128 150V149H127ZM160 150V151H159ZM211 150H212V148H211ZM66 151V150H65ZM81 151V150H80ZM195 151V150H194ZM52 152V151H51ZM111 152V151H110ZM119 152V151H118ZM86 153V152H85ZM108 153V152H107ZM115 153H116V151H115ZM120 153H122L123 154V152H122V150L119 152V154ZM237 153V152H236ZM245 153V154H244ZM250 153V152H249ZM62 154H63V152H62ZM111 154H113V152L111 153ZM110 154V155H111ZM238 154V153H237ZM176 155V154H175ZM115 157H117V156H115ZM180 157V156H179ZM179 157L177 158V160L179 159ZM184 157H186V156H184ZM183 157V158H184ZM189 157V156H188ZM126 158V157H125ZM187 158V157H186ZM131 160H133V158L131 159ZM184 160V159H183ZM187 161V160H186ZM208 161V160H207ZM247 161V162H246ZM130 162V161H129ZM177 162V161H176ZM253 162H255V163H253ZM172 165H171V164ZM178 164V163H177ZM181 164V163H180ZM182 164H184L183 162H182ZM257 164V165H256ZM171 165V166H170ZM185 165H187V164H185ZM185 165H181L183 168H181V169H183V171H186V173H187V170H186V167H184ZM209 165H210V167L209 166H206V168H210V170L211 169H213L214 168V170L215 169H217V168H220L221 170H224V172H225V169H226V167H227V164L225 165V163H222V164H216V165H214V164H211L210 162H209ZM244 165H246V166H244ZM213 166V167H212ZM219 166V167H218ZM232 167V166H231ZM199 168V167H198ZM233 168V167H232ZM240 169V168H239ZM177 170V169H176ZM179 170V169H178ZM177 170V171H178ZM219 170V169H218ZM234 170V169H233ZM237 170V169H236ZM175 171V170H174ZM227 171V170H226ZM235 172V171H234ZM199 173V169H195V171H193V172H191V173H187L186 175H188V176H190V177H192V176H197V174ZM236 173V172H235ZM204 174H206V173H204ZM204 174H202V173H199V175H204ZM158 176V175H157ZM161 177V176H160ZM190 177H188L189 179H190ZM236 177V176H235ZM235 177H234V179H235ZM186 179V178H185ZM188 179V180H189ZM173 180H176V178H174ZM177 181V180H176ZM187 181V180H186ZM209 182H214V181H211V180H209ZM257 183H259V178H257V181H256ZM204 185H205V183H204ZM181 187H183L184 188V191H187V189H188V187H185L184 185H180ZM245 186H247V184H244V186L243 187H245ZM189 191V190H188ZM187 191V192H188Z\"/></svg>", "mask_w": 264, "mask_h": 264}]
</instances>
